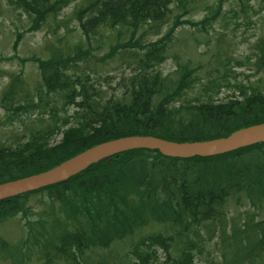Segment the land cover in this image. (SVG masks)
Returning <instances> with one entry per match:
<instances>
[{"label":"trees","instance_id":"trees-1","mask_svg":"<svg viewBox=\"0 0 264 264\" xmlns=\"http://www.w3.org/2000/svg\"><path fill=\"white\" fill-rule=\"evenodd\" d=\"M6 1L30 16L36 29L72 0ZM194 2L83 0L72 14L81 41L64 51L51 44L49 57L36 60V85L13 74L0 93V107L26 132L0 144V183L46 171L93 145L124 136L204 141L264 122L263 36L254 41L252 57H246L259 78L240 89L239 98L214 102L208 96L225 77L211 72L244 65L222 38L210 52L202 99L184 98L194 81L187 71L175 81L160 71L172 28L159 32L169 19L173 27L184 23L179 18ZM105 28L112 44L97 57ZM147 35L159 37L147 40ZM110 65L114 76L105 68L102 77ZM32 113L40 117L23 120ZM56 132L62 138L51 144ZM34 194L45 195L48 207L34 221L27 220L23 242L0 243L3 261L29 264L33 256L35 264H134L130 255L143 262L155 253L153 248H160L169 264H194L196 251L216 238V264H264V143L186 159L146 149L120 153L66 181L1 200L0 223L28 215ZM234 197L245 198L251 212L243 221L228 222L225 207ZM126 241L129 251L122 252Z\"/></svg>","mask_w":264,"mask_h":264},{"label":"rangeland","instance_id":"rangeland-1","mask_svg":"<svg viewBox=\"0 0 264 264\" xmlns=\"http://www.w3.org/2000/svg\"><path fill=\"white\" fill-rule=\"evenodd\" d=\"M242 1V2H241ZM83 3V0H72L56 15L49 16L41 26L32 29V18L22 10L8 4L6 0H0V93L7 85L13 74H19L30 85L39 82V70L37 59H47L51 52L50 46L59 45L64 51L66 45L76 44L81 41V33L78 22L73 18V10ZM219 8V9H218ZM218 9V10H217ZM217 13V14H214ZM207 18L204 23L201 21ZM179 21H185L175 27L172 20L162 27L159 36L168 28L171 41L166 51V59L160 65V71L172 81H175L181 71L185 70L194 78L193 88L186 91L185 99H202V86L207 81L208 59L211 49L217 38H222L224 46L234 58L241 60L243 66L232 65L231 68L219 69L211 72V75H225L218 88L214 85L209 89L208 96L214 102H224L240 97V89L254 84L259 74L249 69L246 57H252V45L254 41L264 37V2L262 0H196L190 7V11L182 14ZM102 37L98 38L99 49L95 51L97 57H102L109 50L112 38L108 29H102ZM157 36V37H159ZM156 36L147 35V40H154ZM110 63V61H108ZM113 75L111 65L102 69V77ZM219 77V78H220ZM112 79L109 80V82ZM105 87L107 83L100 81ZM115 87V81L111 83ZM111 91H108V94ZM40 117L37 113L23 116V120ZM43 117L46 118V115ZM23 133V127L19 121H11L0 107V144H9ZM62 138V134L56 132L51 136L50 143L56 144ZM47 198L42 194L30 196L28 215L17 214L0 223V243L17 244L26 238V222L34 221L42 208L48 206ZM227 221L237 218L245 219V213L251 212V207L245 198H232L225 207ZM203 233V232H202ZM217 239L205 242L200 250L196 251L194 264H216L219 261V245ZM122 250L129 251V243H123ZM155 253L141 260L130 255V261L134 264H169L167 255L160 248L152 249ZM113 251V250H112ZM0 264H11L10 261L0 259ZM29 264H35L32 256Z\"/></svg>","mask_w":264,"mask_h":264},{"label":"water","instance_id":"water-1","mask_svg":"<svg viewBox=\"0 0 264 264\" xmlns=\"http://www.w3.org/2000/svg\"><path fill=\"white\" fill-rule=\"evenodd\" d=\"M264 143V122L246 126L226 137L204 141L175 142L151 135L124 136L93 145L58 165L29 176L0 183V201L63 181L104 159L131 150H153L169 158L213 157Z\"/></svg>","mask_w":264,"mask_h":264}]
</instances>
